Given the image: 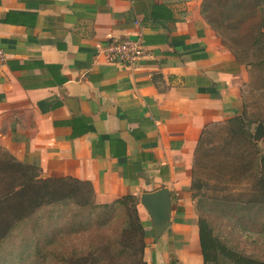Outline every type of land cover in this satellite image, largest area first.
<instances>
[{
	"label": "crops",
	"instance_id": "0c3cea01",
	"mask_svg": "<svg viewBox=\"0 0 264 264\" xmlns=\"http://www.w3.org/2000/svg\"><path fill=\"white\" fill-rule=\"evenodd\" d=\"M203 1L0 0V149L45 177L91 181L98 203L168 187L172 222L146 236L147 264H203L195 150L207 126L240 114L249 81ZM138 36V61L107 56L111 40Z\"/></svg>",
	"mask_w": 264,
	"mask_h": 264
},
{
	"label": "trees",
	"instance_id": "16d2710c",
	"mask_svg": "<svg viewBox=\"0 0 264 264\" xmlns=\"http://www.w3.org/2000/svg\"><path fill=\"white\" fill-rule=\"evenodd\" d=\"M203 14L237 60L246 66H251L253 62L248 57L249 52L264 46L262 44L264 41V0H204ZM247 29H250L251 32H246ZM234 42L239 45H234ZM245 117L246 115L242 111L224 122L207 126L203 131L195 150L193 177L190 185L191 196L197 200L199 209L202 202L218 204V200L222 201L218 198L205 196L201 192L202 183L195 176V165L199 163L201 155L208 151L205 144L210 141L213 135L222 134V139L227 141L222 145V148L226 149V146L230 148V144L233 142L235 147L233 151L235 152L232 153V156H242V149H244L240 146L242 142L247 141L254 144L249 129L252 119L249 120L248 117ZM2 150L4 155L0 157L3 181V187L0 188V249L8 240L15 237L14 232L20 228L21 223L32 218L39 209L43 208L46 213L50 212L48 214L50 216L52 207L62 202L71 201L78 206L77 212L72 217L73 224L79 217L83 218L87 214H94L99 210L115 211L116 208H119L127 219V227L123 235V239H127V243L122 244V251L124 254L133 256L138 249L136 246H139L135 262L147 264L144 255L145 238L152 230L147 231L145 222L140 218L137 207L138 197L126 194L110 203H98L91 181L72 176L45 177L39 165L22 162L7 150ZM260 157V171L255 176L253 189L254 199L243 202L249 209L264 207V154ZM225 201L230 205L237 200L226 199ZM237 204H242V202L239 201ZM230 206L235 207L233 204ZM213 225L214 223L208 216L199 212L197 226L203 264H264V259L231 248L216 233ZM32 233L39 236L37 244L32 249L34 254L44 258L54 255L59 261L66 264L62 255L66 252L60 250L64 244L56 249L52 241L44 242L48 240V234L45 232V228L39 225L32 228ZM25 250V242L11 248L3 257H0V264H7L10 258L17 253L23 257ZM69 254H71L70 259L77 257L69 264L71 262L72 264H82L83 260L79 258H83L84 251L74 249Z\"/></svg>",
	"mask_w": 264,
	"mask_h": 264
},
{
	"label": "rangeland",
	"instance_id": "374dc122",
	"mask_svg": "<svg viewBox=\"0 0 264 264\" xmlns=\"http://www.w3.org/2000/svg\"><path fill=\"white\" fill-rule=\"evenodd\" d=\"M246 32L250 33L251 30L247 29ZM262 44L264 45V41ZM234 45L239 44L234 42ZM248 57L253 63L248 66L249 81L242 94L240 113L244 111L246 117L249 120L252 119L249 129L254 144L243 141L240 145L244 148L243 155L234 157L232 156L235 152L233 142L230 148L226 146L224 149L222 145L227 141L222 139V134L211 137L205 144L208 150L206 155H201L199 163L195 165V176L202 183L201 192L205 196L222 201L218 200V204L202 202L199 209L197 200L193 199V211L196 226L199 212H201L209 217L214 223L216 233L231 248L264 259V207L249 209L243 204L254 199L255 176L260 171V155L264 154V139L256 141L253 137L257 124L264 122V46L249 52ZM3 152L0 149V157L4 155ZM1 175L0 170V188L3 187ZM226 199L237 200L234 203L229 202L235 207L226 203ZM239 201L242 204H237ZM138 202L142 214L148 219L145 222V228L151 230L150 217L141 204L140 198ZM77 210L78 206L71 201L52 207L50 216L48 215L50 212L46 213L43 208L39 209L32 218L23 221L20 228L15 230V237L8 240L0 249V257H3L11 248L25 242L26 250L23 257L17 253L7 264H64L54 255L44 258L33 253L32 249L37 244L39 236L32 233V228L39 225L45 228L48 234V240L44 242L52 241L56 249L64 244L60 250L66 252L62 254L66 264L76 260L77 257L70 259L71 254H69L74 249L85 252L83 258H79L83 260L82 264H137L135 255L139 246H136L138 249L133 256L124 254L121 248L122 244L127 243V239H123L127 219L119 208L115 211L99 210L97 213L87 214L83 218L79 217L73 224L72 217ZM151 238H154L152 232ZM145 241L147 246V238ZM66 244L69 246L67 247ZM146 250L145 248V254Z\"/></svg>",
	"mask_w": 264,
	"mask_h": 264
},
{
	"label": "water",
	"instance_id": "95a60500",
	"mask_svg": "<svg viewBox=\"0 0 264 264\" xmlns=\"http://www.w3.org/2000/svg\"><path fill=\"white\" fill-rule=\"evenodd\" d=\"M254 140L264 139V122L257 124L253 134ZM141 204L146 209L151 222V230L155 239H159L172 222V191L162 187L141 195Z\"/></svg>",
	"mask_w": 264,
	"mask_h": 264
},
{
	"label": "built area",
	"instance_id": "2783aa9c",
	"mask_svg": "<svg viewBox=\"0 0 264 264\" xmlns=\"http://www.w3.org/2000/svg\"><path fill=\"white\" fill-rule=\"evenodd\" d=\"M109 58L132 64L145 54V43L142 36L125 37L111 40L106 47ZM6 59V53L0 48V64Z\"/></svg>",
	"mask_w": 264,
	"mask_h": 264
}]
</instances>
